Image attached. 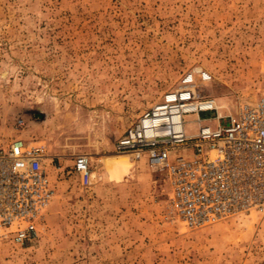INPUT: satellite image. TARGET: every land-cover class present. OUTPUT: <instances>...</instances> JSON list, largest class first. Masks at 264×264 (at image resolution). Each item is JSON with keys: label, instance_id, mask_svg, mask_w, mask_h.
<instances>
[{"label": "rangeland", "instance_id": "1", "mask_svg": "<svg viewBox=\"0 0 264 264\" xmlns=\"http://www.w3.org/2000/svg\"><path fill=\"white\" fill-rule=\"evenodd\" d=\"M198 70L211 80L194 75L197 93L219 113L255 100L264 0H0V148L42 146L53 190L36 237L0 244V264H264V215L187 229L167 210L161 176L114 151ZM79 154L86 188L72 170Z\"/></svg>", "mask_w": 264, "mask_h": 264}, {"label": "built area", "instance_id": "2", "mask_svg": "<svg viewBox=\"0 0 264 264\" xmlns=\"http://www.w3.org/2000/svg\"><path fill=\"white\" fill-rule=\"evenodd\" d=\"M194 75L203 84L211 80L200 70L183 76L125 130L114 151L161 176L167 210L187 229L264 215V78L253 102L221 114L213 99L197 93ZM206 113L212 117H200ZM188 123L194 134L184 133ZM180 148L188 152L172 153ZM44 158L42 146L21 139L0 148V244L21 246L36 237L53 195ZM72 170L81 187L91 184L85 155L74 156Z\"/></svg>", "mask_w": 264, "mask_h": 264}, {"label": "bare ground", "instance_id": "3", "mask_svg": "<svg viewBox=\"0 0 264 264\" xmlns=\"http://www.w3.org/2000/svg\"><path fill=\"white\" fill-rule=\"evenodd\" d=\"M194 79H195V76H194V78L193 77H191L190 76V82H193L194 83V86H195V88H196V91L198 92V84L194 81ZM188 82V81H187ZM203 84V83H202ZM207 84V83H206ZM214 101V100H213ZM214 103H215V106H216V102L214 101ZM216 108L219 110V108L216 106Z\"/></svg>", "mask_w": 264, "mask_h": 264}]
</instances>
